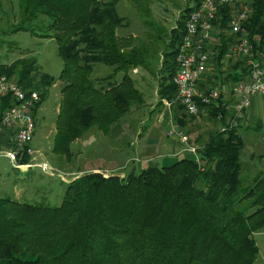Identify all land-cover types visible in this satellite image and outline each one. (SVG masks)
<instances>
[{"label":"trees","instance_id":"obj_1","mask_svg":"<svg viewBox=\"0 0 264 264\" xmlns=\"http://www.w3.org/2000/svg\"><path fill=\"white\" fill-rule=\"evenodd\" d=\"M201 1L187 6L170 32L138 41L136 35L117 32L126 23L118 0H18L16 21L0 35L24 30L54 38L63 67L58 76L43 72L36 78L39 61L29 56L10 66L0 64V74L27 92L40 93L35 115L50 87L63 81L53 150L70 157L72 143L85 131L97 127L109 133L134 102L143 101L131 73L135 68L159 72L161 103L168 99L174 108L184 109L173 80L176 58L186 17ZM250 4L253 12L245 26L258 57L264 50V0ZM229 14L224 8L216 21L222 38L212 57L214 66L235 41L224 34ZM4 42L0 37V48ZM241 60L235 73L220 83L245 77L247 59ZM97 62L112 66L111 79L120 72L121 79L93 78ZM216 78L218 74L207 71L199 88L208 92ZM15 103L8 96L2 108ZM226 105L222 97L218 105H207L223 127L203 143L202 164L183 155L171 164L149 165L125 176L88 172L67 182L56 206L0 196V264H264L254 238L264 228V171L244 174V141L239 123L225 121ZM30 158L24 154L20 161Z\"/></svg>","mask_w":264,"mask_h":264},{"label":"rangeland","instance_id":"obj_2","mask_svg":"<svg viewBox=\"0 0 264 264\" xmlns=\"http://www.w3.org/2000/svg\"><path fill=\"white\" fill-rule=\"evenodd\" d=\"M195 3L196 0H118L117 10L126 18V23L119 27L117 32L120 35H136L139 37L138 41L152 39V35L168 33L172 28L177 27L183 10ZM17 17L18 0H0V32L6 30ZM224 32L229 35L227 28ZM220 33V27H217L211 43L214 54L220 48L222 38ZM0 37L6 41L0 48L2 67L10 66L21 58L36 56L40 65L35 73L36 78H40L43 72L55 76L61 72L63 59L58 53V45L54 38H44L24 30L0 35ZM161 46L164 47V45ZM231 48H233L232 45L223 62L215 66L212 63L208 69L212 74H218L213 87L220 90L231 88L233 80L220 82L229 73H235L239 68L238 62L242 61V58ZM160 57L162 61L161 54ZM260 59L264 61V50L260 54ZM161 61L156 63V70L161 68ZM236 64L238 65L235 66ZM93 66V78L111 79L109 75L112 72V66L103 62L94 63ZM131 73L143 92V101L134 102L131 110L118 124L113 125L109 133L97 127H91L85 131L80 141L76 139L72 143L70 157L59 155L53 150L61 101V84H63L61 79L57 80L50 87L47 100L36 113L37 131L33 141L37 149L36 155L52 165L53 173H47L38 166L24 167L19 170L12 166L9 159L0 157V196L56 206L62 202L67 182L85 173L93 171L109 175L106 173L116 174L117 172L118 174L122 171L120 176H124V174L138 172L149 165L171 164L183 156L164 153L163 148L154 147L152 144H146V148H142L149 131L151 142L157 144L159 140L164 141L172 147L174 152L181 147L183 149L185 144L168 133L171 127V124L169 125L171 114L160 101L159 72L153 74L138 67ZM121 77L120 72L113 79L120 80ZM13 78L17 77L13 76ZM103 83L106 84L105 81ZM175 108L172 112L175 125L188 134L191 143L202 149L208 137L223 127V122L211 116L208 111L190 116L183 108L179 106ZM232 112L229 110L225 121L239 123L238 131L244 141L240 154L243 172L253 177L259 170L264 171V99L260 98L253 107L242 113ZM232 114H235L236 118H232ZM123 122L127 127L121 126ZM152 125L155 127L150 130ZM117 144L123 146L124 151ZM138 149L140 158L133 157ZM112 159L117 160L115 164L119 165L120 169L114 166L115 169L110 172L102 170L104 165L109 164H105V161ZM254 238L259 247L258 260L264 262V228L256 231Z\"/></svg>","mask_w":264,"mask_h":264},{"label":"built area","instance_id":"obj_3","mask_svg":"<svg viewBox=\"0 0 264 264\" xmlns=\"http://www.w3.org/2000/svg\"><path fill=\"white\" fill-rule=\"evenodd\" d=\"M224 8L230 10L228 33L235 37L231 49L242 59H247L248 72L244 78L232 82L228 90L212 87L208 92L199 88V81L213 63L214 50L210 47L216 21ZM253 12L250 0H202L186 17V31L177 53V71L174 82L178 89L177 100L190 116L208 111L207 105L219 104V98L227 101L226 108L242 113L254 106L258 98L264 99V61L261 52L255 57L254 45L245 23ZM224 59H222V62ZM12 96L15 104L2 108L3 99ZM40 93L36 90L27 92L6 74H0V157L9 159L18 169L39 166L47 173H53L52 165L36 155L33 145L37 124L34 114ZM164 100V106L171 114L169 135L184 143L182 151L193 156L199 164L204 162L201 147L190 142V137L174 122L173 101ZM176 100V101H177ZM30 155V160L22 163L20 157Z\"/></svg>","mask_w":264,"mask_h":264},{"label":"crops","instance_id":"obj_4","mask_svg":"<svg viewBox=\"0 0 264 264\" xmlns=\"http://www.w3.org/2000/svg\"><path fill=\"white\" fill-rule=\"evenodd\" d=\"M61 86H63V84H61ZM260 99V98H259ZM259 99H257L256 100V102L259 100ZM255 102V103H256ZM116 124H118V122L116 123ZM122 125H124L125 127H127L126 125H125V123L123 122V123H121V126ZM155 127V125H152V127L150 128V130L151 129H153ZM122 128V127H121ZM128 128H126V130H127ZM36 131H37V129H36ZM149 135H150V131H149V133H148V135H147V137H146V140H145V142H143V143H145V144H143V146H142V148H146V144H152V145H154V147H157V148H163L164 150L163 151H165L164 153H167V154H173V155H186L185 153H183V152H181V149H182V147L180 148V149H178L177 151H172V147L170 146V145H168L166 142H164V141H158V143L156 144V143H153V142H151V140H149ZM76 141H80V137L76 140ZM118 141H120V139H118ZM75 142V141H74ZM73 142V143H74ZM83 143H85V142H83ZM120 144H121V141H120ZM119 147H120V149H124L123 148V146H121V145H119V144H117ZM140 146V145H139ZM140 148V147H139ZM91 150V149H90ZM141 150H143V149H141ZM124 151V150H123ZM140 153V150L138 149L137 151H136V155H133V157H137V158H140L139 157V154ZM123 156H125V155H123ZM181 157V156H180ZM40 159H42V158H40L39 157V159H37V161H39ZM122 160V159H121ZM115 161H117V160H115V159H112V160H109V161H105V164L106 163H109L108 165H104L103 166V168H102V170H107L108 172H110L111 170H114L115 169V167L114 166H116V169H118L119 168V165H116L115 164ZM121 166V165H120ZM39 167V166H38ZM18 169V168H17ZM120 169V168H119ZM142 169V168H141ZM20 170V169H19ZM140 170V169H139ZM122 171H120V172H118V174H120ZM106 174H111V173H106ZM116 174H117V172H116ZM122 175H123V173H122ZM126 174H124V176H125Z\"/></svg>","mask_w":264,"mask_h":264}]
</instances>
